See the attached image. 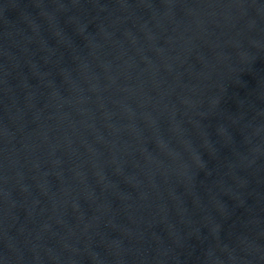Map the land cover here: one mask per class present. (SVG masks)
Listing matches in <instances>:
<instances>
[{"label": "water", "instance_id": "1", "mask_svg": "<svg viewBox=\"0 0 264 264\" xmlns=\"http://www.w3.org/2000/svg\"><path fill=\"white\" fill-rule=\"evenodd\" d=\"M0 264H264V0H0Z\"/></svg>", "mask_w": 264, "mask_h": 264}]
</instances>
